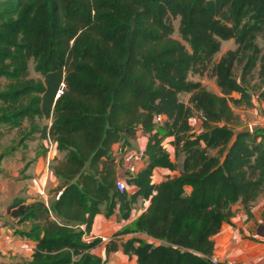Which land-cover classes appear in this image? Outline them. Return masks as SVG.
I'll use <instances>...</instances> for the list:
<instances>
[{
	"label": "trees",
	"instance_id": "1",
	"mask_svg": "<svg viewBox=\"0 0 264 264\" xmlns=\"http://www.w3.org/2000/svg\"><path fill=\"white\" fill-rule=\"evenodd\" d=\"M177 16L191 52L171 37ZM228 40L234 47L212 66L219 93L187 79ZM259 40L264 0H0V125L20 128V144L38 134L63 152L52 199L7 207L34 241L17 264H105L92 251L101 239L85 240L94 216L127 219L138 198L149 200L132 228L142 236L121 243L125 254L137 264H209L232 205L247 206L264 185L263 134L239 131L233 110L264 100ZM137 130L148 140L128 193L116 189L112 146L131 148ZM168 137L182 168L153 183L155 168L176 171Z\"/></svg>",
	"mask_w": 264,
	"mask_h": 264
},
{
	"label": "crops",
	"instance_id": "2",
	"mask_svg": "<svg viewBox=\"0 0 264 264\" xmlns=\"http://www.w3.org/2000/svg\"><path fill=\"white\" fill-rule=\"evenodd\" d=\"M252 102L253 106L250 108H233V110L239 116L242 125H249L250 131L253 129L261 131L263 139L260 136L258 141L262 139L264 143V100L254 95ZM197 117H199L198 123L200 124V115L197 114ZM193 121L195 122V119ZM36 138L37 135L35 134L33 139ZM39 139L42 143L35 145L30 155L23 157L20 155L18 161L20 164L16 172L11 173L13 188L8 187V185L0 188V216L4 220V227L0 234V264L25 262L31 258L34 251V241L26 235L29 228L28 224L16 223V220L7 210L9 203L16 197L24 198L27 203L36 199L47 202L54 197L53 189L59 185V180L53 175L52 169L49 167V161L57 158V160L62 159L63 153L55 148L50 139ZM47 140H49L50 145L47 144ZM147 140V136L141 130H137L135 137L131 139V148L144 153ZM166 140L170 141L171 138L168 137ZM165 141L164 146L169 151L172 160L177 163L176 171L161 167L155 168L152 174L153 183L160 182L166 175L178 173L182 168V157L176 159L173 147L171 144H166ZM25 142L17 143L14 150L21 146L22 152L27 151L29 146ZM118 145L119 143L114 144L112 150H115ZM8 154L6 152L0 162ZM115 163L117 173L120 176L122 174L121 167L116 160ZM143 165L144 163L140 168ZM126 186L128 193L135 191L134 185L127 184ZM148 204L149 200L138 198L133 203L127 219H119L116 214L107 217L103 213H98L94 216L90 233L85 236V240L106 238L105 241H100L92 249L97 256L105 260V264H137L135 256H129L123 252L121 243L133 236L140 235L132 231V228L135 219L145 211ZM231 210L233 215L230 222H224L220 230L212 237V254L221 259H234L239 264H264V185L258 196L247 206L238 201L232 205ZM124 229L128 230L122 232ZM112 243L116 245L115 250L110 248Z\"/></svg>",
	"mask_w": 264,
	"mask_h": 264
},
{
	"label": "rangeland",
	"instance_id": "3",
	"mask_svg": "<svg viewBox=\"0 0 264 264\" xmlns=\"http://www.w3.org/2000/svg\"><path fill=\"white\" fill-rule=\"evenodd\" d=\"M179 20H180L179 16L171 18V24H172L171 37L179 40L184 45V47L187 49V51L191 52L192 47L190 46V44L187 41L182 39V37L180 36V34L178 32ZM259 41H260L259 44L264 47V41H261V40H259ZM233 47H234V44H233L232 40L222 41L221 48H220L219 52L213 57L212 63L208 64L206 66L205 70H203V72L201 74H193L191 72L188 73L187 79L190 81H199L208 90L219 93L218 87H217L216 82H215V76H214L213 71H212V66H213V63H215L219 59V57L221 56V54L223 52H225L226 50L231 49ZM32 66H33V64L30 63V66H29L30 76L35 77V78L40 77V74L34 72ZM254 76L256 77V74ZM252 83H257V80L256 79L252 80ZM190 95H191V93H188V92L181 93L180 99L182 101L188 103V99H189ZM198 118L199 117H197V114H194L193 120L195 119V122L192 120V126L195 130H197L200 126V124L198 123ZM45 122H46L45 120H42V121L40 120L41 125L44 124ZM23 125L26 126L27 124H23ZM243 126H245V124H243L241 127H243ZM36 135H37L36 139L26 140L25 143H27L29 146L27 148V151L22 152L21 146H19L15 150H12V147H15L17 145L19 139H20V136H21L20 128H10L7 125L0 126V154L2 152H8L9 153L3 159V161L0 162V188H2L3 186L6 187L7 185H8V187L13 188V176L11 175V173L14 171L16 172L17 167L20 164V163H18L20 155L22 157L28 156V154L30 155L31 150H33L35 148V145L37 146V145H40L42 143L39 139L38 134H36ZM165 143L170 144L168 140H166ZM47 144L50 145L49 140H47ZM57 159L53 160V161H49V167L50 168L52 167V165H55L59 160H61V159H59V160H57Z\"/></svg>",
	"mask_w": 264,
	"mask_h": 264
},
{
	"label": "built area",
	"instance_id": "4",
	"mask_svg": "<svg viewBox=\"0 0 264 264\" xmlns=\"http://www.w3.org/2000/svg\"><path fill=\"white\" fill-rule=\"evenodd\" d=\"M61 89L58 90V94L62 91ZM156 120L161 122L163 120L162 115H157ZM113 156L120 165L122 171V174L116 178L115 186L117 190L124 191L127 187L126 180L138 173L140 166L143 163V153L132 148L123 147L119 144L118 147L113 150ZM3 221L2 217H0V234L4 227ZM105 240V237L101 238V241ZM206 259L209 264H239L234 259H221L214 254L206 256Z\"/></svg>",
	"mask_w": 264,
	"mask_h": 264
},
{
	"label": "water",
	"instance_id": "5",
	"mask_svg": "<svg viewBox=\"0 0 264 264\" xmlns=\"http://www.w3.org/2000/svg\"><path fill=\"white\" fill-rule=\"evenodd\" d=\"M249 130H250V126L249 125H245V126H243V127H241L239 129V131H249Z\"/></svg>",
	"mask_w": 264,
	"mask_h": 264
}]
</instances>
